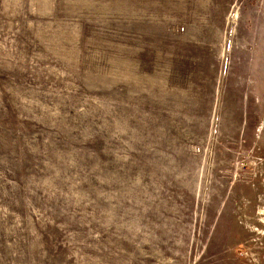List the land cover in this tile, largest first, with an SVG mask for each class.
I'll return each instance as SVG.
<instances>
[{
    "label": "rangeland",
    "instance_id": "obj_1",
    "mask_svg": "<svg viewBox=\"0 0 264 264\" xmlns=\"http://www.w3.org/2000/svg\"><path fill=\"white\" fill-rule=\"evenodd\" d=\"M0 264H264V0H0Z\"/></svg>",
    "mask_w": 264,
    "mask_h": 264
}]
</instances>
